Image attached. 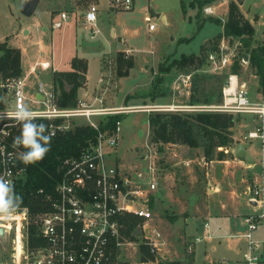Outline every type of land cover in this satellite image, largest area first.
I'll return each instance as SVG.
<instances>
[{
  "label": "rangeland",
  "instance_id": "obj_1",
  "mask_svg": "<svg viewBox=\"0 0 264 264\" xmlns=\"http://www.w3.org/2000/svg\"><path fill=\"white\" fill-rule=\"evenodd\" d=\"M65 1L69 0H40L35 14L26 17L21 13L24 0H0V42L7 41L10 46L18 48L22 52V76L25 78L24 92L29 100L28 105L34 108L42 106L33 103V100L37 98L38 85L43 83L50 88L53 81V72L69 71L75 57L86 58L90 65L89 85H97L103 72V60L108 65L109 72H111L110 82L107 83L111 90H108L109 94L104 100V104L118 105V107L137 106L132 112L124 114L125 116L120 124L119 143L112 150L109 158L110 163L126 167L124 168L126 171H134L146 168L148 160L145 157H150L153 153V156L154 154L157 156L155 160L162 169L158 176L160 182L164 181L163 177L167 171H171L174 173L176 188L180 193L193 190L201 199H204V191L207 187V181L204 182V178L207 171L211 172V166H208L209 169L207 168L204 163L205 158L202 162L203 150L201 148L191 149L184 144L173 146L166 144L164 145V151L161 153L158 150V145L151 143L149 125V114L152 111H157V108L156 106L147 107L144 104L173 102L170 96L174 97L179 105L188 104L191 95V84L190 87L186 88L180 82L181 77H185L186 74H181L175 68L161 73L160 64L163 63L167 66L171 64L173 59H179L183 54L199 53L202 45L209 46L210 41L222 32V27L207 20L202 28L198 29L196 18L198 9L188 7L184 12L181 7V0H139L134 10L127 12L112 11L107 0H100L96 26L101 33L92 38L91 26L85 21V12L87 11L85 8L89 3L88 0H71L74 6L69 20L61 29L52 28L55 21H60V17L53 18V12L61 9ZM215 3L208 4L203 8L202 19L212 17L225 22L227 19L226 8H217L215 14L211 16L206 12L205 9L215 5ZM142 6H146V9H143ZM241 9L244 14L248 15V17L244 16L247 17L256 30L252 45L254 47L264 45V0H243ZM65 11L69 13V11ZM147 14L153 17V23L156 24L155 30H149V24L144 20ZM156 14H165L169 23L165 24ZM111 29L116 31V37L112 36ZM26 31H28V34ZM120 36L126 38L127 42L123 43L119 39ZM225 39L228 47L226 52H233L235 55L233 59L235 60L243 51L242 42L239 38ZM222 40L223 38L219 45ZM219 45L216 51H219ZM127 48L131 50L129 51ZM120 49H127L122 52L128 60H135V66L128 76L118 79L116 56ZM242 60L240 80L246 82L250 95L256 98L258 94L264 92L263 87L259 84V78L254 76V71L250 69L248 60L243 58ZM42 62H49L53 67L42 70ZM33 66L35 67L34 72L32 71ZM229 71L230 67L224 70H213L208 64L203 66L199 73L209 76L205 81V86L212 88L219 81L216 78ZM178 73L182 76L180 77ZM177 79L178 81H176ZM2 83L3 81L0 80V85ZM84 84L85 82H83V88L79 89L81 93L88 89ZM162 91L168 95L167 98L161 94ZM1 98L3 104L8 102L9 106H13L11 92L3 90ZM236 116L239 117V120L235 124V133L238 139L244 140L243 137L250 131L256 130L257 124L254 122V116L252 115ZM92 119L94 122L100 123L101 120L105 119V116H94ZM258 121V126L264 125V119L263 123L262 119H258ZM75 123L82 125L88 122L85 118H80ZM242 142L246 146L244 159L254 163L253 171L257 172L255 181L258 183L262 175L260 169L264 158L261 139L244 140ZM225 153L227 158L230 159V154L226 151ZM162 154L164 155L162 156ZM192 173L196 174L199 179L193 186L189 181ZM174 213L166 210L160 216L155 214L146 226V232L138 236L139 239L135 241L128 239L129 242L137 243V246L135 249L130 247L126 256L134 262L138 261V258L140 260L138 244L145 241V243L151 245L150 242L153 243L154 240L160 243L158 247L165 257H167V253H172L170 248H163L162 239L157 240L152 230L155 229L159 232L163 226L162 223L165 224L169 220L167 215ZM260 213L261 211L258 210V213L254 214ZM260 228L264 230V223L258 224V228L253 234L255 240H257V233ZM146 236L152 239H147ZM153 248L158 249L156 246H153ZM185 248L183 247V250ZM259 254L261 256L260 264H264V241L260 243ZM156 258H158L159 264L169 262L168 259L164 260V257L159 254ZM238 258H240V255ZM147 263L156 264V259L155 261H147ZM201 264L225 263L221 261L218 255H214L213 262L206 261ZM229 264L247 263L234 260Z\"/></svg>",
  "mask_w": 264,
  "mask_h": 264
},
{
  "label": "built area",
  "instance_id": "obj_2",
  "mask_svg": "<svg viewBox=\"0 0 264 264\" xmlns=\"http://www.w3.org/2000/svg\"><path fill=\"white\" fill-rule=\"evenodd\" d=\"M85 21L91 26V37L101 32L96 26L100 0H88ZM109 7L116 11H132L139 0H107ZM212 14L211 7L205 9ZM66 12L60 14V21L52 24L53 29H61L69 20ZM144 20L149 30H155L153 17L147 14ZM226 39L223 38L219 51L209 53L208 62L213 70H224L234 63V53L226 50ZM241 59V64H242ZM49 62H42V70L50 69ZM32 71H35L33 67ZM55 72V71H54ZM24 80L11 77L3 81L0 87L12 94L13 106L8 102L0 108V178L11 186L12 195L15 188L25 180L26 170L20 164L23 146H14V139L21 134L23 122L17 119L19 108H27L33 120L49 121L47 134L52 137L59 132L74 128L77 119L85 118L87 125L98 131L97 142L82 154L79 159L69 158L63 162V177L55 188L53 195H47L49 210L31 217L28 208L0 209V264H145L140 260L134 262L126 252L135 249L137 243L129 242L121 234L120 217L127 213L144 220L141 234L156 212L150 206L152 194L159 187L160 166L153 153L146 156V168L126 171L118 164H111L109 158L112 150L118 145L120 124L112 132L100 129L94 116H108L132 112L133 107H105L102 100L90 102L79 98L76 107H61L53 84L40 83L38 92L41 99L33 103L42 105L34 108L28 105L24 92ZM180 82L190 87L191 76L181 77ZM223 102L218 105H167L156 107L157 111L185 112H224L236 115H252L257 124L256 130L250 131L244 140L261 139L264 151V125L258 126V119H264V92L259 98H253L246 83L241 82L237 74L229 73L222 89ZM223 149V148H220ZM228 152L227 149H225ZM264 162V158H263ZM250 200L262 209L260 214L250 215L244 219L247 230L243 237L249 248L243 260L247 264H260L258 251L260 243L254 239L258 224L264 223V174L261 183H254L249 190ZM156 200V198H155ZM37 227V237L45 241L44 245L30 246V225ZM208 226V225H206ZM137 228V229H138ZM137 231V230H136ZM152 233L156 239L161 235L155 229ZM147 239H152L146 236ZM158 248L159 242H150ZM139 245V244H138Z\"/></svg>",
  "mask_w": 264,
  "mask_h": 264
},
{
  "label": "trees",
  "instance_id": "obj_3",
  "mask_svg": "<svg viewBox=\"0 0 264 264\" xmlns=\"http://www.w3.org/2000/svg\"><path fill=\"white\" fill-rule=\"evenodd\" d=\"M218 0H181V7L186 12L188 7L197 8L196 15L198 29H201L204 22L210 20L220 25L223 30L216 35L210 45H202L199 53L183 54L179 59H173L170 65L160 64V72H168L177 69L181 74L191 76V95L188 105H218L223 102L222 87L227 82L229 73L240 74L242 70V54L248 56L250 69L259 78V84L264 90V45L253 46L256 30L253 24L244 16L240 9L243 0H231L228 5L227 19L223 22L218 18H203V8L217 2ZM222 38H239L242 42L243 51L235 58L228 73L218 77L219 81L212 88L205 86V81L209 76L199 73L203 66L208 65V56L212 51H216ZM22 52L14 48L7 41L0 42V80L5 81L11 77H21L23 70L21 66ZM116 73L118 77H125L130 74V70L135 66V60L125 57L123 52L116 56ZM87 60L75 57L72 61L71 70L53 72L54 91L58 104L63 107H76L79 99V89L83 86L81 78H85L87 73ZM220 82V84H219ZM219 88V89H218ZM0 87V108H2ZM128 106V105H127ZM124 114L105 116L99 123L102 131L116 129L117 122L122 121ZM239 120L235 114L224 112H166L152 111L149 114V125L151 133V143L158 145V150L162 153L166 144H184L191 149L201 148L206 161L215 159L225 160L227 155L225 149L230 147L233 140V127ZM36 124L49 125L45 119L33 120ZM47 135V131L45 132ZM98 131L87 124H77L74 128L59 132L51 138L49 150L43 159L33 163H24L21 166L26 170V178L14 190L12 208H28L30 215L34 218L37 214L49 210L47 195H53L57 184L63 177V162L69 158L79 159L87 152L91 146L97 142ZM223 148V150H220ZM24 151L27 149L24 148ZM264 174V169H263ZM155 197L150 200L153 208ZM121 234L127 239L137 240L135 237L139 226L144 220L133 214L127 213L120 217ZM45 241L37 237V227L30 225V246L36 247L44 245ZM140 259L143 262L155 261L156 253L153 246L145 241L139 243Z\"/></svg>",
  "mask_w": 264,
  "mask_h": 264
},
{
  "label": "crops",
  "instance_id": "obj_4",
  "mask_svg": "<svg viewBox=\"0 0 264 264\" xmlns=\"http://www.w3.org/2000/svg\"><path fill=\"white\" fill-rule=\"evenodd\" d=\"M230 1L231 0H218L215 5L211 6L213 12L212 14L214 15L216 9L219 7L226 8L228 14V5ZM65 2L61 9L53 12V18L60 17L62 12H66L65 10L69 11V13H67L70 16L74 3L71 0ZM87 7L85 8L86 10ZM142 7L143 9H146V6ZM110 10L113 11L114 9L112 8ZM159 15L166 18L165 24L169 23V20L165 14ZM244 15L248 17V15ZM27 32L28 31H26V33ZM111 33L112 36L116 37V31L114 29H111ZM119 39L123 43L127 42L126 38L123 36H120ZM127 49H120L117 53L120 51L124 52ZM130 50L131 49H129V51ZM87 64L88 69L85 75L84 86H86L88 89L87 91H83V93L80 91L79 98H85L90 102L102 100L105 107H118V105L104 104V100L109 94L108 90H111V87L109 88L107 86V83L110 82L109 77L111 75L108 65L102 60L103 72L101 73V78L99 79L97 85L90 86V65L88 62ZM237 75L240 79V75ZM179 76L181 77L182 75L179 74ZM119 78L120 77H118V79ZM176 81H178V79ZM161 94L165 95L166 98L168 97L164 91H162ZM261 94L262 93L258 94L256 99L259 98ZM36 96L38 99H41L39 92L36 94ZM170 98L173 99V102L169 103L165 101L156 102L152 105H144L147 107L179 105L176 103V99L174 97L170 96ZM232 131L234 142L230 147H228V154L231 156L230 159L226 157L225 160L215 159L213 161H204V157L202 158V162L204 161L208 169V166H211V172L207 171V174L204 178V182L207 181L206 191H204L205 195L203 196L204 199H201L200 196L197 193L195 194L193 190L191 192L180 193V191L176 188V179L174 173L171 171H167L163 177L164 181H159L160 187H158L156 192L152 194V196H154L156 200L159 201L161 208L160 212H156V215L160 216V214L166 210L175 212L174 214L167 215V219L169 220H167V223L165 224L164 222L162 223L163 226L159 231L161 235L160 239H162L163 242V248L168 247L172 251V253H167V257H165V255L161 254V249L159 247L156 249V256L159 254L164 257V260L168 259L169 262L164 264H201L206 261L213 262L214 255H218L221 261L225 264H229L234 260L244 262L243 255L248 251L249 248L247 240L243 237L247 230L244 219L247 216L256 215L254 213H258V210L262 212V209L256 204H253V202L250 200L249 190L252 185L256 183L255 180L257 178V172L253 171L254 163L248 162L246 159H244L245 157L243 159L237 157L236 148L239 144L244 145L242 142L244 140L238 139V136L235 133V126L233 127ZM169 145L173 146L175 144ZM244 147L246 156V146ZM163 155L164 154H162V156ZM263 169L264 162L262 161V166L260 169V173L262 170V175ZM161 171L162 169H160L159 175ZM262 175L259 182L262 180ZM189 178L192 186L199 180L198 176L194 173H192ZM250 208L253 210L251 211ZM257 241L259 243L264 241V230H261V228L257 233ZM183 247L186 248L183 250ZM239 255L240 258H238ZM145 264L148 263L145 262ZM156 264H159L158 258H156Z\"/></svg>",
  "mask_w": 264,
  "mask_h": 264
},
{
  "label": "clouds",
  "instance_id": "obj_5",
  "mask_svg": "<svg viewBox=\"0 0 264 264\" xmlns=\"http://www.w3.org/2000/svg\"><path fill=\"white\" fill-rule=\"evenodd\" d=\"M17 119L23 122L21 134L14 139V146H23L27 151L20 154L24 163H33L43 159L49 150L53 133L45 135L47 126L33 122L32 113L27 108H19L16 113ZM13 207L11 186L0 178V209Z\"/></svg>",
  "mask_w": 264,
  "mask_h": 264
},
{
  "label": "water",
  "instance_id": "obj_6",
  "mask_svg": "<svg viewBox=\"0 0 264 264\" xmlns=\"http://www.w3.org/2000/svg\"><path fill=\"white\" fill-rule=\"evenodd\" d=\"M40 0H25L21 6V13L26 16V17H31L35 14V11L37 9V6L39 4ZM157 17L162 18L163 22L166 23V18L164 16H161L159 14L156 15ZM242 58L244 60H248L247 55H243ZM81 82H84L85 78L80 79ZM236 155L238 158L243 159L245 157V147L243 144H239L236 148ZM255 204V203H253ZM160 203L159 201L155 200L154 203V211L155 212H160ZM0 234H3V230L0 229ZM141 234V229L138 228L137 231L134 233L135 237H138ZM154 253H156V249L153 248Z\"/></svg>",
  "mask_w": 264,
  "mask_h": 264
}]
</instances>
